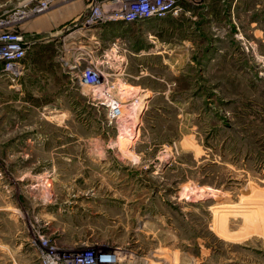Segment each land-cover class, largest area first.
<instances>
[{"label":"rangeland","instance_id":"obj_1","mask_svg":"<svg viewBox=\"0 0 264 264\" xmlns=\"http://www.w3.org/2000/svg\"><path fill=\"white\" fill-rule=\"evenodd\" d=\"M181 7L98 49L116 122L64 47L0 77V264H264V0Z\"/></svg>","mask_w":264,"mask_h":264},{"label":"built area","instance_id":"obj_2","mask_svg":"<svg viewBox=\"0 0 264 264\" xmlns=\"http://www.w3.org/2000/svg\"><path fill=\"white\" fill-rule=\"evenodd\" d=\"M23 1L4 20L0 21V77L8 82L19 81L24 74L22 61L27 52L23 30L24 22L48 12L56 5H66L74 0H34V5ZM88 12L83 19L85 27L102 26L108 22L121 25L149 20H161L181 15V0H86ZM98 49L85 44L77 49L69 68L79 71V85L98 91L101 104L106 109L109 123L123 117L124 103L116 96L121 91L119 84L110 81V76L102 68L103 62L96 55ZM43 242L42 238H38ZM45 243V242H43ZM111 253L90 252L71 260L72 264H104L112 258Z\"/></svg>","mask_w":264,"mask_h":264},{"label":"crops","instance_id":"obj_3","mask_svg":"<svg viewBox=\"0 0 264 264\" xmlns=\"http://www.w3.org/2000/svg\"><path fill=\"white\" fill-rule=\"evenodd\" d=\"M87 12L88 1L74 0L66 5H56L48 12L31 19L23 29L25 38L37 35L46 36L44 38L45 42H42L41 39L36 40L33 44L30 42L26 53L29 55L34 54L36 56L35 63L40 64L42 63L41 58H43L41 46L50 44L53 50L64 47L67 51L62 59L66 66L65 72L72 78H76L75 71L71 70L66 64L72 63L71 58H74L77 49L85 44H90L97 49L104 45H116L118 41L117 28L121 25L116 22H108L102 26L85 27L82 21ZM112 56V52L105 56V58H109L108 64L110 66L114 65L113 61L110 60ZM54 58L57 59L51 57L50 62ZM102 61L105 62V60Z\"/></svg>","mask_w":264,"mask_h":264},{"label":"bare ground","instance_id":"obj_4","mask_svg":"<svg viewBox=\"0 0 264 264\" xmlns=\"http://www.w3.org/2000/svg\"><path fill=\"white\" fill-rule=\"evenodd\" d=\"M97 92L98 91L96 90V93ZM123 116H124V113H123ZM115 263H116V256H112V258H110V260H108V262L107 263H104V264H115Z\"/></svg>","mask_w":264,"mask_h":264},{"label":"trees","instance_id":"obj_5","mask_svg":"<svg viewBox=\"0 0 264 264\" xmlns=\"http://www.w3.org/2000/svg\"><path fill=\"white\" fill-rule=\"evenodd\" d=\"M182 1H185V0H181V1H180V5H181V2H182Z\"/></svg>","mask_w":264,"mask_h":264}]
</instances>
